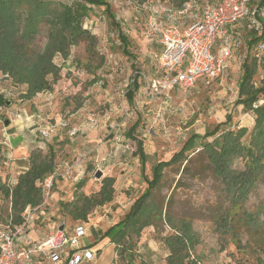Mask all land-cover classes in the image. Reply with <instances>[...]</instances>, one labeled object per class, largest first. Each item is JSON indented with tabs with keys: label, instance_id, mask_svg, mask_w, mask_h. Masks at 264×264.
Segmentation results:
<instances>
[{
	"label": "rangeland",
	"instance_id": "374dc122",
	"mask_svg": "<svg viewBox=\"0 0 264 264\" xmlns=\"http://www.w3.org/2000/svg\"><path fill=\"white\" fill-rule=\"evenodd\" d=\"M62 1L71 4L78 0ZM109 1L115 23H112L104 7H92L84 20V28L90 31V37L71 47L66 62L61 55L55 57V61L62 66L61 75L53 83L54 93L48 92L40 102L48 105L42 110L47 116L39 124L56 125L54 134L58 135L44 138L39 132V139L46 146L36 149L46 154L49 145H54L56 176L49 195L44 192L42 204L33 212L35 217L38 216L34 220V227H45L46 234H49L63 223L76 224L81 220L71 217V206L64 209L60 202L75 199L77 182L84 179L85 185L79 192L92 195L100 190L103 178L112 176L116 179L113 200L95 207L88 214V222L93 225H88L90 238L86 239L87 243L92 238L94 242V239H99L97 229L104 231L120 221L147 187L140 171L139 158L134 155L137 142L126 135L134 124L137 125L135 136L142 140L148 154L145 173L149 178H152L154 164L169 160L193 133L204 134L207 129H213L217 123L226 120L227 114L232 116L233 128L239 125L251 129L254 125L252 112L245 111L236 102L243 74L242 63L247 55L253 58L255 43L260 39L258 31H242L239 45L233 51L236 59L233 58L230 67L220 78L210 84L198 80L188 89L174 88L169 96L159 94L152 98L147 92L146 83L153 69L150 56L156 50L144 35L147 14L138 6L143 0ZM169 3L172 2H152L154 9L159 11ZM119 32L127 38L130 55L124 51L125 45L118 38ZM253 38L257 40L250 45ZM47 39L48 26L42 23L40 32L28 48L30 56L36 58L43 53ZM74 66L80 73L73 71ZM133 78L136 80L134 83L131 81ZM253 82L257 88L264 87L262 61H258ZM130 87L135 90L132 98L126 94ZM0 90L10 100L9 105L0 108L1 141L4 134L9 132L8 126L12 120L21 115V108L30 114L38 107L34 98H23L21 101V93L26 90V85L16 84L1 71ZM87 99V110L95 116L98 127L83 130L73 111L76 104ZM260 101L264 103V94L260 95ZM67 120L68 127L58 125L60 121ZM72 128H76V135H70ZM2 144L0 142L1 153ZM128 145L131 147L128 148ZM199 146L200 141L191 144L188 153ZM7 164L4 157L0 177L13 187L14 178L7 175ZM238 165L241 166L240 161ZM98 169L103 171L101 177L95 176ZM191 170L193 172L181 174L177 168H164L162 184L155 190L154 197L164 211L168 210L176 220L186 219L192 224L198 236L197 245L190 251L192 257L198 258L200 264H264V248H256L253 236L243 232L242 246L237 247L230 237L220 234L212 220V212L228 205L221 181L209 171L201 173L197 163H193ZM247 207L260 215L261 220L264 219V180L258 182L249 194ZM39 208L45 213L41 214ZM10 220L14 221L12 203L0 195V222ZM170 231L164 221L159 226L144 228L136 244L134 264H166L169 249L164 237ZM31 233L32 236L38 235L34 230ZM108 240L104 241L103 251L88 264H126Z\"/></svg>",
	"mask_w": 264,
	"mask_h": 264
},
{
	"label": "trees",
	"instance_id": "16d2710c",
	"mask_svg": "<svg viewBox=\"0 0 264 264\" xmlns=\"http://www.w3.org/2000/svg\"><path fill=\"white\" fill-rule=\"evenodd\" d=\"M172 1L180 6L187 0ZM93 6L104 7L112 23H115L109 0H78L71 4L62 0H0V71L16 84L26 85V90L21 93L22 98L32 99L52 88L62 70L55 57L61 55L67 59L72 46L90 37V31L84 28V20ZM42 23L48 26L47 45L45 51L35 58L30 56L28 48L40 32ZM120 37L123 44H127L121 32ZM256 40L253 38L250 45ZM242 68L236 104L252 112L254 125L251 129L239 125L233 128L232 116L227 114L225 121L217 123L213 129H207L203 135L193 133L169 160L157 162L152 167V178L145 174L148 155L142 140L135 136L137 125L127 131L126 134L137 142L134 155L140 160L147 187L124 218L103 234V238L112 235L110 241L115 244V251L125 259L126 264H134L136 244L143 229L159 226L163 221L171 230L164 237L169 249L166 264H200L199 259L192 257L190 252L198 243L192 224L186 219L176 220L168 210L164 211L154 197L155 190L162 184L164 168H177L179 173L184 174L193 172V163L198 164L201 173L209 171L224 186L228 205L212 212V220L220 234L230 237L237 247H241V235L247 232L255 238L256 248H264V219L261 220L260 215L247 207L249 194L258 182L264 180V103H259L264 87L257 88L253 82L258 70V61L254 56H247ZM127 94L129 97L133 95L131 90ZM9 101L0 90V108L6 107ZM197 141H200V146L188 153V147ZM3 162L0 149V170ZM29 162L30 168L18 176L13 187L0 177V195L10 199L16 223L23 220L21 215L28 207H37L44 200V181L55 171L54 146L49 145L46 154L40 149L33 150ZM114 183V177L106 176L97 193L86 195L77 192L72 202L62 201L60 204L64 209L71 206L73 219L87 220L92 209L113 200ZM84 185L85 180L81 179L77 183V190Z\"/></svg>",
	"mask_w": 264,
	"mask_h": 264
},
{
	"label": "built area",
	"instance_id": "2783aa9c",
	"mask_svg": "<svg viewBox=\"0 0 264 264\" xmlns=\"http://www.w3.org/2000/svg\"><path fill=\"white\" fill-rule=\"evenodd\" d=\"M152 2L146 0L138 5L147 14L145 38L160 45L154 57L155 75L146 83L152 98L159 94L169 96L174 88L188 89L200 79L209 83L220 78L243 30L258 31L260 39L255 43L253 56L264 62V0H187L180 6L169 3L161 11L154 9ZM59 124L68 127L69 120ZM55 127L48 126L40 133L48 138ZM76 133V128L70 130L71 136ZM55 176L53 173L45 184L47 195ZM37 209L28 207L20 223L0 222V264H46V260L56 261L65 252L66 264H78L75 255L66 248L80 249L85 230L79 228L76 234H69L57 228L35 239L30 235V223Z\"/></svg>",
	"mask_w": 264,
	"mask_h": 264
},
{
	"label": "crops",
	"instance_id": "0c3cea01",
	"mask_svg": "<svg viewBox=\"0 0 264 264\" xmlns=\"http://www.w3.org/2000/svg\"><path fill=\"white\" fill-rule=\"evenodd\" d=\"M170 1L173 3L172 0H170ZM118 38L122 42V39L120 37V32L118 33ZM126 40H127V38H126ZM151 43L153 44V46H154L153 48L156 51H153V54L150 56L153 69L151 70V73H150V76L148 79H151L155 75L154 57L160 51V45L159 44L154 43V42H151ZM124 45H125V48L128 47V45H126V44H124ZM125 48H124V51L130 55L131 53L127 50V48L125 50ZM69 57H70V55H69ZM69 57L67 59L63 58L64 62H66L69 59ZM233 58H234V56H232L230 58L228 68L230 67V64H231V61L233 60ZM234 59H236V58H234ZM115 63L117 65H119V62L116 61ZM59 66H61V65H59ZM61 68H62V66H61ZM73 71H78V73H80L79 69L76 68V66H74ZM200 80H203V79H200ZM131 81H132V83H134L136 80H134V78H133ZM203 81L206 82L205 80H203ZM212 81H214V80H212ZM211 82H209V83L206 82V84H210ZM54 86H55V84L52 85V88L50 90L40 92L35 97H33L34 98L33 101L36 102V106L38 107V110L33 111V113L27 114L26 109H24V111L22 108L20 109L21 115H17V117H15L12 120V123L8 126L9 132L5 133L3 136V139L0 141V142H3V144L1 145L2 150H3L2 154L7 159V163H8L6 166L7 175H11L10 177L14 178V180H13L14 184L17 183L18 176L30 168L29 156H30L31 151L36 149V148H39V147L43 148L46 146V143L43 142L41 139H39V132L41 129L46 128L48 126L40 125L39 122H40V120L45 119V116H47V113L44 111L42 112V110H43V107L47 106L48 104L47 103L40 104V102L44 100V97L47 95L48 92L54 93V91H55ZM135 86H137V85L135 84ZM129 90H131L132 94L134 95L135 90H132L131 87L127 90V92ZM132 96L129 98H132ZM20 100L23 101L24 99L21 98ZM26 100H31V99H26ZM88 103H89V100L87 99V100H84L83 103L80 102V103L76 104L75 109L73 111L74 118L80 123V127L83 130L84 129H93L95 127H98L97 120H96L95 116L93 115V113H89V110H87L89 108V105H87ZM8 105H9V103H8ZM52 117H54V116H52ZM52 135L55 138V137H57L58 133L54 134V132H53ZM201 135H203V134H201ZM43 145H45V146H43ZM103 159H105V158H103ZM98 170H101V169H98ZM140 171H141V166H140ZM53 173H56V170ZM115 181H116V179H115ZM44 190H45V188H44ZM79 190L80 189H78V192H79ZM39 210H41V209L39 208ZM40 213L43 214L45 212L41 210ZM37 218H38V216H36V217L33 216L32 221L30 223V235L32 236L31 232L33 230L35 231L36 234H38L36 236H32L35 239L42 238L46 235V228L45 227H39L37 229L34 227V224H35L34 220ZM91 224L93 225V223H91ZM91 224L88 222V219L78 221L74 225H70L67 223L62 224L64 226L63 229H65L69 234H76L75 232L79 228H82L86 232V235H84L83 237L80 238V243H79L80 249H78L75 246H67V248H66L67 251L70 252V254L75 255V257L78 261V264H88L91 261L95 260L98 257L100 251L102 250L103 245L105 244L104 241L106 239H109L108 241H110L111 236H112V235H109L108 237L103 238V234L111 226L108 227L104 231L97 229L96 232L98 234L99 239H94L95 240V242H94L93 238H92V241L87 243L86 239L90 238L88 225H91ZM110 244L112 245L113 243L110 241ZM113 245H114V247L112 249L115 250V244H113ZM89 252L92 253V256L89 255ZM67 261H68V254L65 252V253H63V255L61 256L60 259H58L56 261L53 259H49V260H46L45 263L46 264H66Z\"/></svg>",
	"mask_w": 264,
	"mask_h": 264
},
{
	"label": "water",
	"instance_id": "95a60500",
	"mask_svg": "<svg viewBox=\"0 0 264 264\" xmlns=\"http://www.w3.org/2000/svg\"><path fill=\"white\" fill-rule=\"evenodd\" d=\"M8 103H10V102H8ZM7 123H8V122H7ZM102 175H103V171H102V170H97V171H96V174H95L96 177H101ZM63 227H64V226L61 225V226H60V229L62 230Z\"/></svg>",
	"mask_w": 264,
	"mask_h": 264
}]
</instances>
